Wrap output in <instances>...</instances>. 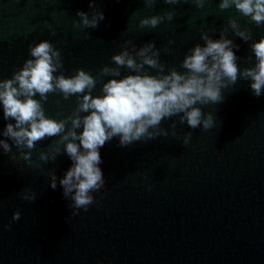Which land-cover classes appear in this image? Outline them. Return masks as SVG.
<instances>
[{
  "label": "water",
  "instance_id": "1",
  "mask_svg": "<svg viewBox=\"0 0 264 264\" xmlns=\"http://www.w3.org/2000/svg\"><path fill=\"white\" fill-rule=\"evenodd\" d=\"M89 2L0 0V80L21 69L32 58L30 45L42 40L61 51V71L70 77L80 68L97 76L104 66L114 67L111 58L126 40L137 48L155 42L165 72L172 67L183 72L188 50L204 44L202 32L219 39L230 19L252 32L248 42L231 30L227 34L240 46L234 51L242 71L256 63L251 44L264 37V25L250 23L235 6L221 10V0H206L203 8L192 0H156L151 8L143 0H96L105 20L95 29L77 27L78 10L91 17ZM168 11L175 13L172 20L139 28L140 19ZM128 74L135 73L122 67L118 78ZM111 78L98 80L92 95H102ZM250 84L240 77L222 90V102L199 105L214 116L210 129H192L173 116L161 123L167 137L127 147L119 146V137L107 142L99 165L105 187L75 216L59 179L56 189L50 186V173L62 178L72 165L65 145L55 162L39 159L42 151L55 149L58 136L37 143L34 164L20 158L15 146L9 154L0 149V264H264V94L254 96ZM43 104L46 115L59 120L72 114L77 97L49 93ZM9 122L15 123L4 119L0 105V139H7L2 132ZM187 132L193 135L185 144ZM26 189L36 193L35 202L22 198ZM16 211L18 221L12 219Z\"/></svg>",
  "mask_w": 264,
  "mask_h": 264
},
{
  "label": "clouds",
  "instance_id": "2",
  "mask_svg": "<svg viewBox=\"0 0 264 264\" xmlns=\"http://www.w3.org/2000/svg\"><path fill=\"white\" fill-rule=\"evenodd\" d=\"M143 2L151 8L156 0ZM192 2L203 8L206 0ZM165 3L178 4L180 0H165ZM233 6L241 15L248 17L250 23L264 25V0H221L219 3L221 10ZM89 8L92 9L91 17L87 12L77 11L80 18L77 27L95 29L105 20L104 11L96 9V0H90ZM174 15L173 11H168L163 15L145 17L140 19L139 28H156L165 20H172ZM229 30L245 42L252 39L251 30L241 27L235 19H230L220 30L219 39L202 32L204 44L188 50L180 65L185 69L183 72L175 67L165 72L167 66L161 63V50L155 42L137 48L132 40H126L123 50L111 58L114 67L104 66L97 76L80 68L68 77L61 71L64 65L59 49L48 40L33 43L29 49L32 58L14 71L11 78L0 80L3 117L7 121H15L14 124L7 123L4 128L2 136L7 139H0V149L9 154L15 146L20 158L34 164L31 150L39 141L58 136L55 149L50 153L42 151L39 159L55 162L62 154L60 145H65L63 153L68 155L72 165L62 178H58L55 172L50 173V186L56 189L59 179L64 197L73 202L69 205L73 216L78 215L80 209L87 211L88 206L94 203L92 193L105 187L106 180L99 167L102 163L100 149L113 138L119 137V146L127 147L137 141L167 137L169 131L161 127V123L173 116H179V123L186 122L192 129L201 125L205 130L210 129L215 124L214 116L211 112L205 114L199 105L222 102V90L233 87L240 77L251 81L254 96L264 94V37L251 44L256 60L254 66L241 71L237 63L240 58L234 51L240 46L227 38ZM52 34H55L54 30ZM164 51L170 53L171 49L165 47ZM146 65L156 69V74H150L145 69ZM122 67L135 74L118 78ZM104 76L113 78L103 83L102 95L93 96V89ZM49 93H60L65 100L75 95L77 106L72 114L59 120L47 116L43 102L48 100ZM37 95L40 99L35 98ZM81 128L82 132L78 131ZM171 128L172 135L176 136L175 122ZM192 135V132L184 135L185 144ZM11 158L17 157L13 155ZM35 166L40 167L39 164ZM21 195L26 201L35 202L37 199L36 193L30 189ZM20 218L21 212L16 211L12 219L18 221Z\"/></svg>",
  "mask_w": 264,
  "mask_h": 264
}]
</instances>
